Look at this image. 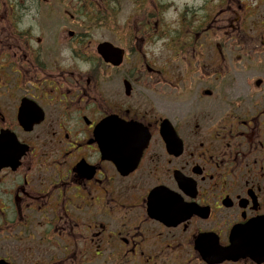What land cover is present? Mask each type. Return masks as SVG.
<instances>
[{
	"label": "flooded vegetation",
	"instance_id": "1",
	"mask_svg": "<svg viewBox=\"0 0 264 264\" xmlns=\"http://www.w3.org/2000/svg\"><path fill=\"white\" fill-rule=\"evenodd\" d=\"M0 264H264V0H0Z\"/></svg>",
	"mask_w": 264,
	"mask_h": 264
},
{
	"label": "water",
	"instance_id": "2",
	"mask_svg": "<svg viewBox=\"0 0 264 264\" xmlns=\"http://www.w3.org/2000/svg\"><path fill=\"white\" fill-rule=\"evenodd\" d=\"M104 56L108 59L109 57L104 53ZM108 60H110V58L108 59Z\"/></svg>",
	"mask_w": 264,
	"mask_h": 264
},
{
	"label": "clouds",
	"instance_id": "3",
	"mask_svg": "<svg viewBox=\"0 0 264 264\" xmlns=\"http://www.w3.org/2000/svg\"><path fill=\"white\" fill-rule=\"evenodd\" d=\"M173 18H175L176 14H172Z\"/></svg>",
	"mask_w": 264,
	"mask_h": 264
}]
</instances>
